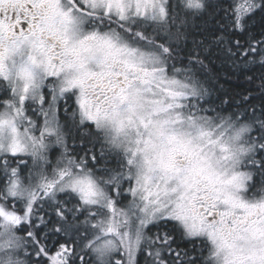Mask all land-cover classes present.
<instances>
[{"label":"snow or ice","instance_id":"6c2138e0","mask_svg":"<svg viewBox=\"0 0 264 264\" xmlns=\"http://www.w3.org/2000/svg\"><path fill=\"white\" fill-rule=\"evenodd\" d=\"M0 264H264V0H0Z\"/></svg>","mask_w":264,"mask_h":264}]
</instances>
